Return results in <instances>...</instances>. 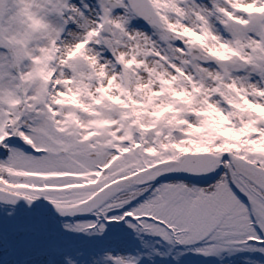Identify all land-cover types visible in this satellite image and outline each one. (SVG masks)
I'll list each match as a JSON object with an SVG mask.
<instances>
[{"label":"snow or ice","instance_id":"6c2138e0","mask_svg":"<svg viewBox=\"0 0 264 264\" xmlns=\"http://www.w3.org/2000/svg\"><path fill=\"white\" fill-rule=\"evenodd\" d=\"M0 264H264V0H0Z\"/></svg>","mask_w":264,"mask_h":264}]
</instances>
